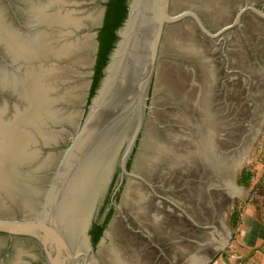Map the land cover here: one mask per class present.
Masks as SVG:
<instances>
[{
    "label": "water",
    "instance_id": "water-1",
    "mask_svg": "<svg viewBox=\"0 0 264 264\" xmlns=\"http://www.w3.org/2000/svg\"><path fill=\"white\" fill-rule=\"evenodd\" d=\"M107 2L8 1L24 29L0 14L17 64L0 73V264L228 254L223 210L264 126V0H133L86 117ZM120 167L122 201L94 248Z\"/></svg>",
    "mask_w": 264,
    "mask_h": 264
},
{
    "label": "trees",
    "instance_id": "trees-1",
    "mask_svg": "<svg viewBox=\"0 0 264 264\" xmlns=\"http://www.w3.org/2000/svg\"><path fill=\"white\" fill-rule=\"evenodd\" d=\"M132 1L133 0H108L105 5L107 7V11L104 20V26L99 30L98 40L100 42V49L98 53L97 63L94 68L95 74L93 76V84L90 91L86 117L89 113V107L91 106L93 99L97 96L107 76V67L110 64L113 54L121 40L119 32L124 28L128 20L129 8ZM130 166L131 163L129 162V169ZM120 176L121 168L118 169L115 175V178L110 186L106 202L101 208V212L92 221V225L89 230V236L94 248L97 247V245L103 238L104 233L108 229V225L114 214L113 211L109 212L108 214L106 213L112 202L113 194L119 185ZM249 178V176L244 177V185L248 184ZM118 200L119 195L115 198V201Z\"/></svg>",
    "mask_w": 264,
    "mask_h": 264
},
{
    "label": "rangeland",
    "instance_id": "rangeland-1",
    "mask_svg": "<svg viewBox=\"0 0 264 264\" xmlns=\"http://www.w3.org/2000/svg\"><path fill=\"white\" fill-rule=\"evenodd\" d=\"M244 159L245 163L237 172L235 183L245 192L233 196L230 191L223 210L225 226L232 237L228 243V254L219 251L210 259L211 261L208 264H244L237 253L241 251L237 244V237L242 221L243 208L247 203L245 201L246 197L249 199L248 202L253 195L264 198V126ZM246 176L250 178L248 184L244 185L243 179Z\"/></svg>",
    "mask_w": 264,
    "mask_h": 264
},
{
    "label": "crops",
    "instance_id": "crops-1",
    "mask_svg": "<svg viewBox=\"0 0 264 264\" xmlns=\"http://www.w3.org/2000/svg\"><path fill=\"white\" fill-rule=\"evenodd\" d=\"M248 200L237 237L241 251L237 253L244 264H264V198L253 195Z\"/></svg>",
    "mask_w": 264,
    "mask_h": 264
},
{
    "label": "flooded vegetation",
    "instance_id": "flooded-vegetation-1",
    "mask_svg": "<svg viewBox=\"0 0 264 264\" xmlns=\"http://www.w3.org/2000/svg\"><path fill=\"white\" fill-rule=\"evenodd\" d=\"M8 1H10V0H0V14H2V16H3V19H4V21L8 24V22L6 21V19H5V17L7 16L6 14H8V13H11L12 14V16L14 17V20H15V22H11V23H9L8 25H11V27L13 28V29H24L23 28V23L21 22V19H27L28 17V15H26L24 12H22L19 8H17V7H15V6H11V5H9L8 4ZM28 2H29V0H26V3H27V5H29L28 4ZM4 4H7L6 6L4 5ZM254 6V5H253ZM6 15V16H5ZM8 18V17H7ZM237 18V17H236ZM207 24V23H206ZM16 26H18V27H16ZM208 26V25H207ZM16 27V28H15ZM208 28H209V26H208ZM210 29V28H209ZM23 33H25V32H22V34ZM3 65H5V67H8L9 69H12L13 71H15V66L17 65V64H15L14 62H13V60L11 59V57H10V55L8 54V52H7V50H6V48L3 46V44L2 43H0V73L2 72V71H4V66ZM151 95H152V93H151ZM135 153V152H134ZM134 155V154H133ZM133 155L131 156V158L129 159V161H128V164H129V162L131 163V166H130V169L128 168V165H127V168H128V171L129 172H131L132 171V157H133ZM121 168V167H120ZM121 177H122V169H121V176H120V182H121ZM127 181H128V179L126 178V183H127ZM120 182H119V185H120ZM118 185V186H119ZM123 192H124V188H123V191H121V192H119L116 196H114V194H115V192H114V194H113V198H112V202H111V204H110V208H109V212H111V211H113V212H115V210H118L117 209V207H116V205H120L121 204V201H122V195H123ZM122 193V194H121ZM119 195V200L118 201H115V198L117 197ZM120 195H121V198H120ZM177 209V211H180L178 208H176ZM182 214H183V216L193 225V227H196V225H194V223L192 222V221H190V219H189V217L186 215V214H184L183 212H181ZM188 215L189 216H191V217H194L193 215H191V214H189L188 213ZM195 218V217H194ZM8 239L10 240V241H12V242H14V241H17V240H22V241H27V242H30V243H32L31 241H28V240H23V239H10L9 237H8ZM34 244V243H33ZM41 250V249H40ZM47 263V261H46V258L43 256V258H42V262H41V264H46Z\"/></svg>",
    "mask_w": 264,
    "mask_h": 264
},
{
    "label": "bare ground",
    "instance_id": "bare-ground-1",
    "mask_svg": "<svg viewBox=\"0 0 264 264\" xmlns=\"http://www.w3.org/2000/svg\"><path fill=\"white\" fill-rule=\"evenodd\" d=\"M231 191H232V189H231ZM234 191V190H233Z\"/></svg>",
    "mask_w": 264,
    "mask_h": 264
}]
</instances>
